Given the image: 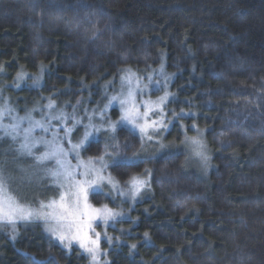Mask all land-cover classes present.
Returning a JSON list of instances; mask_svg holds the SVG:
<instances>
[{"label": "trees", "instance_id": "trees-1", "mask_svg": "<svg viewBox=\"0 0 264 264\" xmlns=\"http://www.w3.org/2000/svg\"><path fill=\"white\" fill-rule=\"evenodd\" d=\"M161 53L178 104L206 129L212 169L189 170L184 150L114 167L121 181L149 168L153 195L111 264H264V0H0L1 90L45 65L39 88H5L14 105L21 92L87 101L95 83L158 65ZM118 139L128 154L141 145L127 129ZM103 149L92 142L86 155ZM87 263L39 227L16 242L0 235V264Z\"/></svg>", "mask_w": 264, "mask_h": 264}, {"label": "snow or ice", "instance_id": "snow-or-ice-1", "mask_svg": "<svg viewBox=\"0 0 264 264\" xmlns=\"http://www.w3.org/2000/svg\"><path fill=\"white\" fill-rule=\"evenodd\" d=\"M58 7V5H52ZM164 53H161V65L154 74L146 77L147 83L131 69H121L120 88L115 90L114 85H105L102 106L93 109H82L84 115L77 114L73 107L71 113L58 108L52 97H44L47 103L31 110H25L24 116H19L16 109L7 101L0 103V142L7 143V149L0 150V192L6 185L29 181L36 171H41L53 186L57 199L47 203L40 201L38 208L17 203L6 194L0 198V226L12 228L11 239H16L17 222L42 220L47 231L65 248L71 249L76 244L90 257L91 264H102L101 233L95 230L97 222L108 226L109 221H115L123 216L107 205L96 208L89 203V194H104L115 200L118 194L134 202L144 190H150L151 171L145 169L143 173L130 175L123 187L119 180L107 172L110 166L128 168L137 166L143 159H152L133 153L132 156L122 155V150L131 145L119 143L116 131L117 126L127 129L130 134L137 135L141 140V150L146 151L144 145L153 142L160 149L166 146L161 142L162 133L167 131L172 119L179 122L185 117H194L195 113H179L172 110V119H168L165 105L174 94L166 91L171 77L164 71ZM2 71V68H0ZM45 65H40V76L32 77L37 83L42 79ZM195 71V69H193ZM28 74L21 71L17 74L15 87ZM112 86L113 93L107 88ZM150 88L164 90V94L156 100L149 97ZM3 98L0 97V100ZM79 104V102H77ZM118 108L120 116L113 121L109 110ZM37 112L40 119H35L33 113ZM98 121V122H97ZM183 128V125H181ZM197 136L185 135L184 143L191 149V156L199 158L205 168L208 166L210 156L207 155V145L203 141V133L195 124ZM80 129L78 132L77 130ZM107 134L111 144L105 143L103 152L96 157H88L87 161L81 158V150H87L91 140H96L101 131ZM76 132L75 142L73 133ZM67 145V147H65ZM10 156L11 159L3 157ZM75 160L76 163H72ZM31 162L24 167L26 162ZM19 176H13V172ZM109 186V192L104 193L103 185ZM123 202V201H122ZM114 226V224H113ZM147 233L145 236L147 237ZM103 239L109 244L112 237L104 233ZM132 249L135 244L130 245ZM103 264H109L107 260Z\"/></svg>", "mask_w": 264, "mask_h": 264}, {"label": "rangeland", "instance_id": "rangeland-1", "mask_svg": "<svg viewBox=\"0 0 264 264\" xmlns=\"http://www.w3.org/2000/svg\"><path fill=\"white\" fill-rule=\"evenodd\" d=\"M163 63H164V71L170 75L171 79L168 82V87L166 89V91H168L171 94H174L176 97L175 102L172 99V96H169V100L165 105V111L168 113V119H172V110H174L176 113H179L181 111V109H183L185 112H189V113H195L194 117H185L181 120H179V122H177L176 120L172 119V123H170L168 125L167 131L162 133V137H158V139H161V142L166 146L163 149L159 148V145L153 142H149L146 143L144 145L146 151H142L141 150V145L139 147V149L135 152L139 155L142 156H146V157H150V156H154L155 158L160 157L161 155H164L166 153H170V152H176V151H186L188 153V158H187V167L189 170H193L196 171L197 173H199L202 177H207L212 169V153L210 151V148L208 146L207 140H206V129L201 127L198 122L196 121L197 119V113L191 109V107L186 106L187 104H189V102L187 100L185 101H181L178 104V95L176 93V91L174 90V83L175 80L177 78V74L170 72L167 69V65H166V60L163 59ZM161 65V61L159 62L158 65L155 66H150L148 67V69H135L132 67H124L122 69H131L133 72H135L138 76H140L143 80L144 83H147V79L146 77L148 75H152L153 79H156V76L154 74L155 70H158L160 68ZM28 76L19 82V88L15 87V84H11V83H7V85H5L3 87V89L1 90L0 88V97H2L3 99L0 100V103H3L4 101H7V103L16 109V113L19 116H24L25 110H31L33 108H36L38 106L44 105L47 103V100L43 99L44 97H41V99L37 100H30L27 101L28 95L23 92H21L20 94V102L17 105H14L10 95L8 94V90H5V88L8 87H14L18 90L22 89L24 86H29V87H35V88H39L40 86H42L43 82H44V73L42 76V79L39 83H37L34 79H32V77H36V76H40V75H35L33 73H30L27 71ZM123 75V73H121V71H119L117 74L111 76L110 78L101 81L100 83H95L94 84V92L92 94V97H89V102L87 103V101H84L82 99H73L71 97V99L69 100H62V101H55L56 105L58 108H63L66 112L71 113L73 110V107L76 108L77 110V114L80 116H83L84 113L82 111V109H93V108H97L99 106H102L103 103H105L106 101L104 100V93H105V85H114L115 90H118L120 88V76ZM114 88L112 86H109L107 88V91L109 93H113L114 92ZM164 94V90H153L150 88L149 91V97L152 100H156L158 99L160 96H162ZM79 102V104L77 103ZM33 117L35 119H40V115L37 112H34ZM109 116L111 117V119L113 121L118 120L119 116H120V112L118 108H113L109 110ZM98 122V121H97ZM195 124L197 126L198 129H200L203 133L202 139L203 141L206 143L207 145V155L210 156V160L208 162V166L205 168V166L203 165V163L199 160V158L193 157L191 156V149L184 143V137L185 135L189 136V137H193V136H197V131L196 129L192 128V125ZM181 125H183V128L181 127ZM174 128H178V131L180 132V136L178 138H176L177 136L175 135V131ZM122 128H120L119 126H117V131H116V136L118 139V133ZM78 132L80 131V129L77 130ZM77 133L74 132L73 133V138H74V142H75V137H76ZM96 141H101L103 148L105 143L111 144L112 141L110 139L107 138V134L102 130L99 134V137L96 140H91L90 144H92V142H96ZM119 141V139H118ZM129 144V143H128ZM123 146V145H122ZM9 147V145L7 143H3L0 142V150L2 149H7ZM65 147H67V145H65ZM88 148V146H86ZM128 148H125V150H122V155H127V156H132L133 154H128L129 151H127ZM128 152V153H127ZM88 157H96V156H88L86 155V151L85 150H81V158L84 159L85 161H87ZM6 159H11L10 156L7 157H3ZM152 158V159H155ZM147 159V158H146ZM143 159V160H146ZM31 162H26L24 164V167H28L29 164ZM72 163H76L75 160L72 161ZM115 166H110L107 170V172L109 174H111V176H113L114 178H116L117 180L120 181L121 186L123 187L124 182L125 181H121L114 173H113V168ZM145 169H149V168H145ZM144 169V170H145ZM143 173V172H142ZM13 176H19L18 172H13L12 173ZM166 175V174H165ZM103 189H104V193H108L109 192V186L107 184L103 185ZM7 195L9 197H12L14 200L17 201V203L22 204V205H28L31 206L32 208H38L39 207V203L40 201H43L45 203H47L49 200L51 199H57V194L56 192L53 190V186L51 184V181L43 175V173L41 171H36L35 174L32 176V178L29 181H26L24 183H19L18 181L9 185H6L5 188L3 189L2 192H0V198H2L4 195ZM113 195L116 196V199L113 200L107 196H105L104 194H89V203L96 207V208H100L102 205H107L109 208H112L115 211H120L123 213V216L121 217H117L116 220L113 221H109V224L107 227H105V225L97 222L95 225V230L101 233V241H100V249L101 252H106L107 256H101V262L103 264V261L107 260L109 262V264H111V259H110V251L113 250L115 247L120 246L121 244H123L124 239L120 237V235L126 230L128 227L129 223H126L128 221L133 222V225L135 224V222L138 219V215L137 212L139 208H143V203H147L151 200L152 195H153V190L151 187V180H150V190H144L141 192V194L136 198V200L134 202H131L129 200H127V198L121 197L116 193H113ZM123 201V202H122ZM141 206V207H139ZM114 224V226H113ZM35 227H39L48 237H50L54 242H56L59 246H61L63 249L67 250V251H72L73 249H77L79 250L83 255H85L88 259V263L87 264H91L90 261V257L87 253H85L82 249H79V247L76 244H73L71 249L65 248L60 242H58L46 229L48 227V225L45 224L44 221L42 220H35V221H29V222H17L16 224V228H15V232H16V239L12 240L11 239V235H12V228L10 226H0V235H5L7 236L12 242H16L17 240H19L23 234L24 231H29ZM107 232L108 236H111L112 242L111 244H109L107 241H105L103 239L104 237V233Z\"/></svg>", "mask_w": 264, "mask_h": 264}]
</instances>
